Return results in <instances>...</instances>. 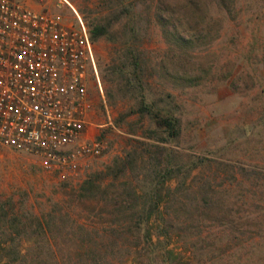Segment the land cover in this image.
I'll return each mask as SVG.
<instances>
[{
  "label": "rangeland",
  "instance_id": "rangeland-1",
  "mask_svg": "<svg viewBox=\"0 0 264 264\" xmlns=\"http://www.w3.org/2000/svg\"><path fill=\"white\" fill-rule=\"evenodd\" d=\"M21 1L52 13L65 25L83 24L88 29L120 10L119 0H66L61 8L59 0ZM130 2L139 3L132 15L115 24L114 40L102 39L94 45L97 75L88 82L91 111L85 135L105 142L104 156L88 161L78 175L63 178L46 172L32 156L0 148V206L23 221L32 216L46 218L52 225L53 214L62 230L55 249L57 264H88L77 260V251L62 238L66 240L73 223L103 232L111 218L97 216L92 204L80 202V185L116 158L141 147L140 142L158 144L166 149L158 156L163 167L181 170L167 184L181 192L163 207L165 220L175 224L171 238L157 242L158 226L163 227L164 221L154 218L147 227L154 247L142 245L130 254L127 247H119L104 264H264V0H237L234 20L213 9L212 14L224 20L220 39L195 52L194 59L180 60L192 74L199 75V68L209 71L195 87L161 75L163 64L169 69L170 60H178L181 52L176 50L172 57L154 21L151 0H125ZM129 48L143 53L148 101L171 109L181 121L182 133L175 142L158 143L150 135L154 126L147 117L128 116L138 108L139 96L124 97L118 90L120 78L111 69L124 61ZM150 167L149 156L139 159L130 180L146 185L140 180L152 172ZM211 203L215 207L208 209ZM48 235L52 237V232ZM137 235L145 236L144 231ZM10 237L15 235L8 225L2 227L0 239ZM12 247L26 253L35 244L18 240Z\"/></svg>",
  "mask_w": 264,
  "mask_h": 264
},
{
  "label": "trees",
  "instance_id": "trees-1",
  "mask_svg": "<svg viewBox=\"0 0 264 264\" xmlns=\"http://www.w3.org/2000/svg\"><path fill=\"white\" fill-rule=\"evenodd\" d=\"M151 1L153 4L150 8L154 9V21L161 29L164 40L170 45L172 57H176L174 54L176 50L181 52L178 60L175 61L174 58L170 60L169 64L172 68L169 69H173L174 73L163 64L161 75L184 87L199 86L207 78L209 71L199 68V75L192 74L181 67L180 60H183V57L194 59L195 52L209 48L220 39L224 20L220 16H214L212 11L215 9L223 12L234 20L237 15V0ZM118 2L120 10L113 17L89 27L90 38L94 44L102 39L113 41L115 37L112 29L115 24L121 22L124 17L132 15L136 4L139 3L125 4V0ZM124 56V61L111 69V72L114 76H119L121 84L118 90L124 97L139 96L138 108L131 110L128 116L137 114L147 117L154 126L150 135L157 137L158 143L175 142L182 133L181 121L171 109L159 108L157 102L148 101L145 82L147 70L143 53L129 48ZM111 96L114 98L112 93ZM140 143L141 147H134L124 157L116 158L105 170L91 174L80 185L78 191L80 202L92 204V210L97 216L106 215L111 220L109 226L103 228V232L77 223L69 226L68 232L65 233L66 240L63 237L62 242L69 248L74 247L75 252L77 251L75 256L77 260L88 264L89 262L104 264L109 259V254L119 247H127L128 254L131 249H138L142 245L146 248L148 245L154 247L153 234L147 232V227L154 218L164 221L163 227L158 226L157 242L161 243V237L166 240L171 238L175 224L165 220L163 207L171 196L181 192V188L172 191L167 186L169 181L179 177L181 170L163 167L162 161L158 158L162 151L166 150L162 146ZM147 156L150 159L152 172H146L144 179L140 180L146 182V185L145 183L143 186L137 185L130 180L129 175L136 168L139 159L145 161ZM190 171L192 170L187 172L189 175H191ZM214 207L215 205L211 203L208 209ZM12 215L11 217L5 206H0V230L8 225L11 233L15 235L7 240L0 239V261L8 264H57L55 249L59 243L58 237L62 236V230L54 215L52 214V225L46 218L31 216L27 217V221H23L20 216ZM62 222L67 223L65 219ZM143 231L145 236L137 235ZM50 232L52 237L48 235ZM18 240L29 241L35 244V248L26 253L11 248V245ZM69 242L73 244L70 245ZM167 254L174 255L172 251H168ZM164 264H172V262L165 261Z\"/></svg>",
  "mask_w": 264,
  "mask_h": 264
},
{
  "label": "built area",
  "instance_id": "built-area-1",
  "mask_svg": "<svg viewBox=\"0 0 264 264\" xmlns=\"http://www.w3.org/2000/svg\"><path fill=\"white\" fill-rule=\"evenodd\" d=\"M94 45L83 24L0 0V148L32 156L63 178L104 156L101 138L85 139Z\"/></svg>",
  "mask_w": 264,
  "mask_h": 264
},
{
  "label": "crops",
  "instance_id": "crops-1",
  "mask_svg": "<svg viewBox=\"0 0 264 264\" xmlns=\"http://www.w3.org/2000/svg\"><path fill=\"white\" fill-rule=\"evenodd\" d=\"M86 137H87V135H85V139H87Z\"/></svg>",
  "mask_w": 264,
  "mask_h": 264
}]
</instances>
